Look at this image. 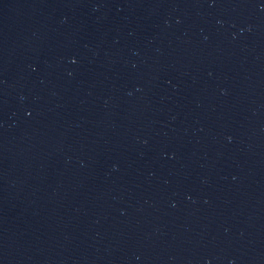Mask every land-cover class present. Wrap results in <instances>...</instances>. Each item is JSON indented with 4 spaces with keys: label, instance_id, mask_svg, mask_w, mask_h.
<instances>
[{
    "label": "water",
    "instance_id": "1",
    "mask_svg": "<svg viewBox=\"0 0 264 264\" xmlns=\"http://www.w3.org/2000/svg\"><path fill=\"white\" fill-rule=\"evenodd\" d=\"M0 264H264V0H0Z\"/></svg>",
    "mask_w": 264,
    "mask_h": 264
}]
</instances>
